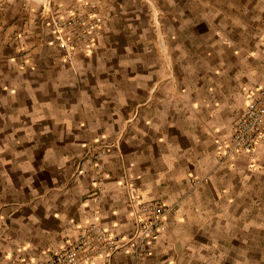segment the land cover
<instances>
[{
	"label": "crops",
	"instance_id": "1",
	"mask_svg": "<svg viewBox=\"0 0 264 264\" xmlns=\"http://www.w3.org/2000/svg\"><path fill=\"white\" fill-rule=\"evenodd\" d=\"M84 4L102 28L67 60L46 22ZM263 82L264 0H0V264L130 235L129 181L174 212L89 264H264V144L220 145Z\"/></svg>",
	"mask_w": 264,
	"mask_h": 264
},
{
	"label": "built area",
	"instance_id": "2",
	"mask_svg": "<svg viewBox=\"0 0 264 264\" xmlns=\"http://www.w3.org/2000/svg\"><path fill=\"white\" fill-rule=\"evenodd\" d=\"M104 17L87 4L67 16L50 13L46 25L53 35L64 59L69 60L74 53L87 54L97 44ZM160 44L163 40L160 39ZM264 144V82L246 94L241 112L234 118L230 135L222 139L221 152L225 155L244 153L254 155ZM94 145H90L92 148ZM106 150L93 155L97 163L99 156ZM127 205L131 213L132 231L130 235L115 237L105 229L88 225L69 245L52 253L42 264H89L95 256L110 258L116 250L132 248L138 259L145 254L147 245L156 236L161 222L174 212L171 205L154 199L142 198L134 184L126 183ZM3 230L0 228V238Z\"/></svg>",
	"mask_w": 264,
	"mask_h": 264
},
{
	"label": "rangeland",
	"instance_id": "3",
	"mask_svg": "<svg viewBox=\"0 0 264 264\" xmlns=\"http://www.w3.org/2000/svg\"><path fill=\"white\" fill-rule=\"evenodd\" d=\"M154 33L156 35L157 43L160 42V39H162L163 43H164V37H163L162 30L160 28H158L157 26H155L154 27Z\"/></svg>",
	"mask_w": 264,
	"mask_h": 264
}]
</instances>
